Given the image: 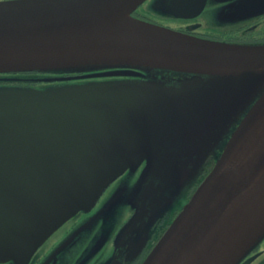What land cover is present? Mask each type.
Masks as SVG:
<instances>
[{"label": "water", "instance_id": "obj_1", "mask_svg": "<svg viewBox=\"0 0 264 264\" xmlns=\"http://www.w3.org/2000/svg\"><path fill=\"white\" fill-rule=\"evenodd\" d=\"M145 1H0V74H77L45 88L0 86V263L28 264L142 164L127 191L134 213L114 241L132 258L159 213L143 217L169 210L214 161L141 264H239L262 241L264 44L134 18Z\"/></svg>", "mask_w": 264, "mask_h": 264}, {"label": "flooded vegetation", "instance_id": "obj_2", "mask_svg": "<svg viewBox=\"0 0 264 264\" xmlns=\"http://www.w3.org/2000/svg\"><path fill=\"white\" fill-rule=\"evenodd\" d=\"M162 1L164 0L148 1L147 6L153 12L152 15L141 13L138 9L134 12V16L173 30L213 41L254 45L264 44V30L261 33L257 31L259 30L258 26L264 25V0H205L201 4L197 2L193 8L185 10L174 6V0H166L165 6L159 7V5H162ZM179 11H184L187 15L192 16L183 17ZM205 12H209L214 16L212 25L214 28L212 29H203V24L196 22ZM142 168L143 166L134 174L125 173L111 184L89 214H79L72 219L69 222V226L64 230L66 231L64 236L54 243L53 246L48 247L50 238L46 240L37 249L28 264H115V261L117 264H141L155 242L157 230H159L158 223L163 219H171L172 215L177 212L175 210L181 207L176 206L158 218L148 230L149 237L145 247L135 258H132V252L127 250V247L121 242L113 244V239L124 221L122 219L124 217L128 219L134 210H131L128 206L126 207V205L122 208H115L113 205H108V203L115 197H117V202H119V197L124 193L128 195L127 191L136 181ZM207 170L205 167V170L197 177L195 182L187 190L183 191L185 195L182 194L176 200V203L180 202L182 204L189 197L192 189L208 172ZM183 195L185 196L184 199H182ZM73 235L74 238L69 244L59 249ZM249 259L250 262L248 264H264V239L239 264H243ZM0 264L14 263L6 262Z\"/></svg>", "mask_w": 264, "mask_h": 264}, {"label": "rangeland", "instance_id": "obj_3", "mask_svg": "<svg viewBox=\"0 0 264 264\" xmlns=\"http://www.w3.org/2000/svg\"><path fill=\"white\" fill-rule=\"evenodd\" d=\"M148 3V2H147ZM147 3H145L144 4V6L142 7H140L139 8V12H144V13H146V15H148V14H150V15H152L153 14V12H151L150 10H149V7L147 6ZM149 17V16H148ZM155 17H156V15H155ZM213 21H214V16L213 15H211L209 12H205V13H203L197 20H196V22H199L200 24H203L202 25V28L203 29H212V28H214L212 25H213ZM258 29L259 30H257L259 33H261L262 32V30H264V25H262V26H258ZM34 74V75H37L35 78H37V80H39L38 81V85H40V84H42V85H44V86H52V85H60V84H63V82H59V81H56L55 79H57L56 77L58 76V75H60V73H43V74H40V73H34V72H28V73H26V74ZM61 74H64V73H61ZM51 75H53V76H51ZM13 77H15V78H13ZM19 77V75L17 76V75H10V74H8V75H2V76H0V78H2V81L0 80V85H9L10 84V80H13V79H16V78H18ZM125 219H127V217H124L122 220H125ZM69 224L70 223H67V225L63 228V229H59L57 232H56V234L54 235V234H52L51 236H53L52 238H51V236L49 237L51 240L49 241L50 243H48L49 244V246L48 247H51V246H53V244L54 243H56L60 238H62L63 236H64V233L66 232V231H64V230H66V228L69 226ZM48 238V239H49ZM47 239V240H48Z\"/></svg>", "mask_w": 264, "mask_h": 264}, {"label": "bare ground", "instance_id": "obj_4", "mask_svg": "<svg viewBox=\"0 0 264 264\" xmlns=\"http://www.w3.org/2000/svg\"><path fill=\"white\" fill-rule=\"evenodd\" d=\"M172 179V178H171ZM194 179H197V177L196 178H194ZM202 180V179H201ZM169 183V182H168ZM170 183H173V185H175V184H177V182L176 181H171ZM191 185H189V184H187V186L186 187H184V188H182L184 191L185 190H187L189 187H190ZM166 192V193H165ZM172 193V192H171ZM171 193H167V191H164L163 193L161 192V194L164 196V197H167V194H171ZM179 194H176V193H174L173 194V197H177V199H179L180 197H181V195L182 194H184V192L181 190L180 192H178ZM129 194V193H128ZM130 195H125V193L121 196V197H119L120 198V201L119 202H117L115 205H114V207L115 208H122V207H124L125 205H127V206H129V201H130V197H129ZM170 196H172V194L170 195ZM163 197V198H164ZM182 199H184V197L182 198ZM172 203H173V201H172ZM167 210V209H166ZM117 212H119V211H117ZM157 213H159V217H161L162 216V214H164L165 213V211H164V206L162 205V204H160L159 205V207H155V211H153L151 214H150V217H143L144 219H155L156 218V215H157ZM119 214V213H118ZM177 216V215H176ZM175 216V217H176ZM174 217V218H175ZM144 226H146V224L144 223ZM159 238H160V236H159ZM264 239V237L262 238V240Z\"/></svg>", "mask_w": 264, "mask_h": 264}, {"label": "trees", "instance_id": "obj_5", "mask_svg": "<svg viewBox=\"0 0 264 264\" xmlns=\"http://www.w3.org/2000/svg\"><path fill=\"white\" fill-rule=\"evenodd\" d=\"M23 77H25L27 80H26V82L27 83H30V84H32V82H34V81H31L30 80V78H32V77H36L37 75H34V74H23L22 75ZM30 80V81H29ZM45 87V86H44ZM177 211V209L175 210V212ZM169 222H170V219H165V220H163L158 226H159V230H157V237L161 234V232H163L164 231V229L167 227V225L169 224ZM156 237V238H157Z\"/></svg>", "mask_w": 264, "mask_h": 264}]
</instances>
